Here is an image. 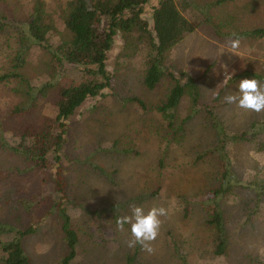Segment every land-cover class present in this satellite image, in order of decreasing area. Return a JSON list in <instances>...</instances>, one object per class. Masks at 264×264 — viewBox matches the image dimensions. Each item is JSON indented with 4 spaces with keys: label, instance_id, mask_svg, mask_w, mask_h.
Wrapping results in <instances>:
<instances>
[{
    "label": "rangeland",
    "instance_id": "1",
    "mask_svg": "<svg viewBox=\"0 0 264 264\" xmlns=\"http://www.w3.org/2000/svg\"><path fill=\"white\" fill-rule=\"evenodd\" d=\"M3 1L17 3L19 10L4 14L0 5V20L7 31L0 36V75L13 69L5 58L13 54L16 44L12 26L20 24L31 5V0ZM157 1L147 2L144 17L150 19ZM175 1L195 30L170 52L168 75L153 90L146 89L141 55L132 56L124 39L117 36L106 59L111 86L101 96L88 99L66 121L63 205L78 238L72 264H264V194L258 200L254 192L262 190L255 191L254 185L246 188L264 180V130L250 129L264 111L253 113L224 102L246 79L240 78L242 74L264 76V37L238 36L264 29V0ZM55 21L51 44L63 30ZM235 38L240 43L233 49L228 43ZM27 59L26 66L17 71L34 89L33 99L17 82H6V90L0 86V257L1 245L13 239L14 231L32 228L33 233L22 240L25 256L31 264H58L68 250L57 210L62 195L56 191V168L38 171L32 161L13 152L15 138L7 129L38 116L55 117L59 88L70 80L79 81L80 76L50 64L49 55L41 49L32 50ZM171 73L182 85L193 78L200 105L192 109L191 97L182 99L174 111V128L156 110L175 84ZM43 87L44 94L40 92ZM20 104L31 108L32 114L11 117V109ZM247 130L250 135L242 142L226 138L227 149L222 151L221 134ZM211 151L224 153L230 172L226 184L233 191L217 199L230 221L226 230L229 250L221 256L214 253L216 234L206 224L212 214L206 196L220 184L217 176L222 172ZM207 153L211 159L205 163ZM245 199L254 202L250 210L242 209ZM132 206L146 211L163 206L168 211L166 218L161 217L151 254L139 245L127 246L129 225L122 231L117 228L116 220L130 215Z\"/></svg>",
    "mask_w": 264,
    "mask_h": 264
},
{
    "label": "trees",
    "instance_id": "2",
    "mask_svg": "<svg viewBox=\"0 0 264 264\" xmlns=\"http://www.w3.org/2000/svg\"><path fill=\"white\" fill-rule=\"evenodd\" d=\"M148 1L66 0L62 2V0H50L47 2L46 0H31L25 18L20 24L12 26V29L17 33L16 44L13 47V54L6 55L5 58L10 59L13 69L0 75L2 89L6 90V82H17L23 87V90L26 89L24 94L33 99L30 96L34 89L29 86V81L25 75L17 71L26 66L28 63L27 56L32 50L41 49L49 55L50 64H57L62 70L73 71L80 76L79 81L70 80V84H63L59 88L55 102V117L38 116L22 123H14L7 129L15 138L14 146L10 148L13 152L22 154L27 161H32L38 171H43L50 166L56 168L54 178L56 191L62 195V199L57 203V210L68 250L58 264H72L76 256L75 247L78 242L76 232L71 227L70 218L63 205V198H66L63 181L65 170L61 160L69 128L66 121L74 116L76 110L88 99L101 96L102 92L111 86V77L106 71V59L115 37L120 36L124 39V47L132 51V56L141 55L143 86L148 90H153L163 75H168L169 68L166 64L170 52L195 30L175 0H158L150 11V19L144 17L146 10L144 7ZM225 1L217 0L215 3L221 4ZM7 3L8 1L0 2V5L4 7V14L8 12L14 14L19 10L17 3L12 5ZM23 13L24 10L21 14L24 15ZM55 20L59 21L63 30L58 32L59 39L51 44L49 35L57 30ZM5 28L4 23L0 20V36L7 33ZM238 36L263 38L264 29L244 31ZM51 69L54 70V68ZM169 75L175 84L156 110L168 119V127L174 128V111L181 104L182 99L190 96L192 109H196L200 107L199 93L192 77H188L187 82L182 85L172 73ZM242 77H252L264 84V76L244 73L240 78ZM45 90L43 87L40 92L44 94ZM12 91L14 92L15 89ZM137 102L142 107L144 106L140 100ZM21 106L23 104L15 106L9 115L20 118L32 114L31 108ZM190 118L188 116L185 119L189 121ZM1 120H5V118H1ZM180 126L182 127V125ZM181 127L174 129L176 134ZM252 127L264 130V116L260 121L254 120L250 129ZM249 130L233 132L230 133L231 136L221 134L220 147L222 151L227 149L226 138L229 137L232 142H242L249 137ZM1 131L0 127V134H2ZM27 142L29 143L27 144ZM216 153L217 151H211L210 154L219 159L222 172L217 176L220 184L210 189L206 196L210 203L208 209L212 213L206 220V224L216 234L214 253L221 256L229 250V237L226 230L229 229L227 223L229 224L230 221L227 219L229 214L221 209L217 199L222 195L228 196L233 191L232 187L226 184L230 172L224 153H219V155ZM210 154L204 155L206 157L205 163L211 159ZM251 185L255 186V191L262 190L261 194L254 192L256 199L264 194V180L260 184H249L246 188L251 189ZM242 203V209H249L250 206L254 205L253 201L247 199L243 200ZM238 205L240 207L241 203ZM2 230L8 233L12 232V229L9 228ZM14 232L16 234H14L13 239L1 245L0 264H31L30 259L24 254L22 240L31 235L33 229L27 228Z\"/></svg>",
    "mask_w": 264,
    "mask_h": 264
},
{
    "label": "clouds",
    "instance_id": "3",
    "mask_svg": "<svg viewBox=\"0 0 264 264\" xmlns=\"http://www.w3.org/2000/svg\"><path fill=\"white\" fill-rule=\"evenodd\" d=\"M239 43V39L235 38L229 41L228 46L235 49L239 47ZM221 67L227 72L226 65ZM224 102L257 113L264 111V84L254 78L242 79L238 91L227 94ZM167 215L168 211L163 206H153L147 211L143 207L132 206L131 214L119 217L116 225L121 231L126 224L130 226L131 238L127 241L129 248L139 245L142 251L151 254L154 251L152 244L160 234L161 217L166 218Z\"/></svg>",
    "mask_w": 264,
    "mask_h": 264
}]
</instances>
